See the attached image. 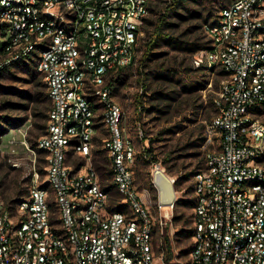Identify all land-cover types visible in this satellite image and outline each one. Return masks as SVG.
Segmentation results:
<instances>
[{
  "label": "built area",
  "instance_id": "built-area-1",
  "mask_svg": "<svg viewBox=\"0 0 264 264\" xmlns=\"http://www.w3.org/2000/svg\"><path fill=\"white\" fill-rule=\"evenodd\" d=\"M148 1L0 0V71L32 63L51 102L46 132L36 147L23 133L26 154L13 161L26 171L28 194L13 210L0 194V264H264V0H230L206 26L211 46L192 58L195 68L220 67L224 78L212 120L219 146L194 175L187 263L155 250L156 219L137 187L136 147L108 79L135 64ZM98 104L111 182L121 196L116 209L93 162ZM71 157L86 162L76 168ZM153 171L175 186L161 163ZM178 193L174 187L164 204L159 192L162 225Z\"/></svg>",
  "mask_w": 264,
  "mask_h": 264
},
{
  "label": "rangeland",
  "instance_id": "rangeland-1",
  "mask_svg": "<svg viewBox=\"0 0 264 264\" xmlns=\"http://www.w3.org/2000/svg\"><path fill=\"white\" fill-rule=\"evenodd\" d=\"M163 1L156 0L161 6ZM228 2L192 0L179 9V16L171 18L174 36L200 47V50L205 46L210 47L212 41L206 26L217 21L221 9ZM142 29L143 38L147 30ZM152 51V56L144 58L141 40L135 64L114 71L108 79L115 82L113 97L126 111L125 128L136 147L133 169L137 187L146 193L156 219L155 250L158 252L164 248L169 257L170 247L171 260L187 263L193 245L194 175L204 168L207 153L219 146L220 136L213 128L212 120L216 114L214 98L224 73L218 66L210 68L204 65L196 69L192 62L194 53L171 44H159ZM40 76L30 62H23L0 74V194L6 206L12 210L15 203L29 191L25 169L13 166L15 159L26 154L21 143L23 133L28 143L36 147L38 138L45 131L39 126L44 102ZM157 91L170 97L161 96ZM92 99L95 104L98 102L97 97ZM97 108L98 131L94 138L93 162L95 157L103 160L104 168L100 171L97 169L102 181L110 170L103 148L109 132L103 123L100 104ZM148 149L151 153L146 152ZM38 156L44 179V153L39 151ZM85 162V159L71 157V163L76 168ZM153 163H161L166 173L177 179L174 187L179 192V199L170 211L171 219L166 225L159 220L162 215L157 208L159 188L161 201L168 204L174 199V187L163 173L154 175ZM106 177L111 183V178ZM109 193L110 208H118L113 199L118 196L121 200L120 194L116 193L114 187ZM51 205L57 210L55 200L51 201ZM125 209L129 211V208Z\"/></svg>",
  "mask_w": 264,
  "mask_h": 264
},
{
  "label": "trees",
  "instance_id": "trees-1",
  "mask_svg": "<svg viewBox=\"0 0 264 264\" xmlns=\"http://www.w3.org/2000/svg\"><path fill=\"white\" fill-rule=\"evenodd\" d=\"M157 1H159V0H157ZM191 1L192 0H164L162 6L159 3H157L156 0H149L148 1L149 15L145 18L144 24H143V28H145L147 30V32H146L147 35H145V37H143V48L145 51V57L144 58H146V56H152L153 55L152 50H154V48L156 46H158L159 44H163V43L171 44L172 46L179 48L180 50H187V51L191 52V54L198 51V49L200 47H195V46L191 45V43H189V42L180 41L178 37L174 36V33L172 31L173 23L171 21V18H173L175 16H179L180 15V13L178 12L179 9H181L182 7H185ZM229 2H230V0H229ZM150 27H152V29H150ZM206 47L207 46H205L204 48H206ZM134 62H136V58H135ZM196 69H200V68H196ZM3 72H5V71H0V74ZM169 72H171V71H169ZM39 78H40V84L42 87L41 92L44 95V102H43V105L41 107V112L39 115V117H40L39 120L41 122V124L39 126H41L43 129H45V131H44V133H45L46 129H47L48 112L51 108V102H50L46 83L43 80L44 77L40 76ZM115 81H116V79H115ZM109 83H110V85H112V88L114 89V83L115 82H113V80H112V81H109ZM157 92L161 96L163 95L164 97H170L167 94H163L162 91H157ZM112 93H113V91H112ZM39 151L43 152L42 150H38V154H39ZM146 152L151 153V150L148 149ZM43 159H44V157H43ZM77 160H78V158H77ZM107 161L109 163L108 158H107ZM102 162H103V160L101 158H98V157L94 158V165L96 166L98 171H100V169L104 168V165H102ZM42 170L43 169L40 168V171H42ZM104 174H105V172L102 173L101 176H103ZM106 176H108V178L109 177L112 178V174H111L110 170L106 174ZM106 176L103 177V180L101 181V183H102L103 187L106 186L104 189L109 193L111 188L114 186H113L112 182L108 183V181H107L108 179ZM107 184H109L108 187H107ZM119 199L120 198L117 196L115 199H113V202L119 201ZM168 251H169V257L168 258H171L172 251H171L170 247L168 248Z\"/></svg>",
  "mask_w": 264,
  "mask_h": 264
},
{
  "label": "crops",
  "instance_id": "crops-1",
  "mask_svg": "<svg viewBox=\"0 0 264 264\" xmlns=\"http://www.w3.org/2000/svg\"><path fill=\"white\" fill-rule=\"evenodd\" d=\"M107 158H108V156H107ZM158 187H159V185H158ZM159 192H160V188H159ZM161 193V192H160ZM160 197H161V195H160Z\"/></svg>",
  "mask_w": 264,
  "mask_h": 264
}]
</instances>
